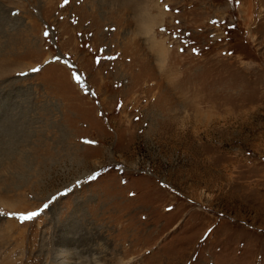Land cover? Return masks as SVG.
<instances>
[{"label":"rangeland","instance_id":"obj_1","mask_svg":"<svg viewBox=\"0 0 264 264\" xmlns=\"http://www.w3.org/2000/svg\"><path fill=\"white\" fill-rule=\"evenodd\" d=\"M0 61V264H264V0H0Z\"/></svg>","mask_w":264,"mask_h":264},{"label":"bare ground","instance_id":"obj_2","mask_svg":"<svg viewBox=\"0 0 264 264\" xmlns=\"http://www.w3.org/2000/svg\"><path fill=\"white\" fill-rule=\"evenodd\" d=\"M1 61H2V59H1ZM1 61H0V63H1ZM9 208H11V207H9ZM12 211H17V210L15 209ZM19 212H20V210H19ZM7 221H10V220H7ZM41 248L43 250L46 249V247L44 245H42ZM46 254L48 256V252ZM54 254L55 255H53V256L51 255L50 257H48L53 261H51V260H50L51 262L47 261L46 264H82V263H84L83 261H77V259H76L77 257L75 258L74 255L69 254L68 251L62 250L61 248L59 250L55 251ZM84 264H87V263H84Z\"/></svg>","mask_w":264,"mask_h":264},{"label":"snow or ice","instance_id":"obj_3","mask_svg":"<svg viewBox=\"0 0 264 264\" xmlns=\"http://www.w3.org/2000/svg\"><path fill=\"white\" fill-rule=\"evenodd\" d=\"M13 215H17V214H13ZM36 215L35 212H31V213H27V214H19V218L21 220H28L31 219L32 217H34Z\"/></svg>","mask_w":264,"mask_h":264}]
</instances>
